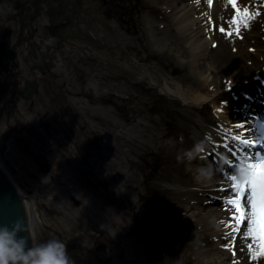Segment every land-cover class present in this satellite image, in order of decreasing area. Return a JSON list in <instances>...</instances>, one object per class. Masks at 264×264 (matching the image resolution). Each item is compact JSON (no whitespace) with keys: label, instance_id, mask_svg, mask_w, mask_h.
Segmentation results:
<instances>
[{"label":"rangeland","instance_id":"obj_1","mask_svg":"<svg viewBox=\"0 0 264 264\" xmlns=\"http://www.w3.org/2000/svg\"><path fill=\"white\" fill-rule=\"evenodd\" d=\"M8 1L0 0V15L4 10L10 18L16 13ZM100 1L90 0L125 44L123 58L129 53L140 64L156 65L207 100L203 107L183 106L147 82L96 68L93 59L89 66L86 55L70 51L64 69L55 73L61 76L55 84L67 93L66 102L57 98L54 86L43 93V104L18 108L20 123L0 157L30 207L33 246L57 239L78 264H264V256L252 257L257 248L244 236L246 224L232 236L204 239L225 227L205 230L207 219L235 212L225 203L232 195L227 177L235 173L220 175L211 169L210 180L195 179L198 168H211L197 130L220 125L242 139L264 135V123L250 125L227 103L238 83L264 61V0H236L241 12L259 13L247 28L241 24L240 35L229 27L236 13L228 0H211V5L208 0H182L190 6L186 12L180 10V0ZM6 24L10 28L11 20ZM90 34L104 45L109 42L102 31ZM195 44L206 45V61L214 70L235 67L238 79L229 87L214 82L207 88L197 69ZM117 51L110 55L116 57ZM211 100L224 105L221 115ZM6 117L0 94V145ZM28 127L29 132L23 131ZM223 139L232 140L230 135ZM197 145L195 159L177 161L178 154ZM211 241H218L216 247L202 248Z\"/></svg>","mask_w":264,"mask_h":264},{"label":"bare ground","instance_id":"obj_2","mask_svg":"<svg viewBox=\"0 0 264 264\" xmlns=\"http://www.w3.org/2000/svg\"><path fill=\"white\" fill-rule=\"evenodd\" d=\"M186 1V0H185ZM182 2L180 10H184L185 12L189 10V4ZM95 2H90L89 4H86L84 8L81 10L77 11V16H78V24L82 25L85 30L92 31L93 33H98L99 31H102L103 33L106 34V37L108 41L110 42V46H113L115 49H117V55L116 57H112L110 55V49H106L103 51H98L96 50L95 46L92 43H88L84 49L82 46L79 44L82 48V55H86L87 58L89 59V66L91 64V61L95 60L99 65L98 68L104 69L106 71H110L112 66H114L115 70H117L121 74H125L129 78H132L135 82H147L150 87L155 89L160 95H163L167 98L175 99L178 102H180L183 106H195V107H203V103L207 100L206 96L200 95L196 92H188L187 89L183 87L182 84H180L177 80L173 79L169 74L163 71V69L157 67L156 65H147V64H140L138 63L133 57L128 55L126 57H122L120 52H125L126 47L125 44L118 38L115 37L113 34L110 32L112 31V27L110 26L109 23H106L98 13L97 9L93 8L95 5ZM236 6H238L236 4ZM190 26L195 25V21H190ZM11 37L15 38V35H11ZM212 43L210 40L208 44ZM77 46V45H76ZM77 46V47H78ZM206 45H198L195 44L194 48V54H196V59H197V69L201 75L202 81H204L205 86L208 88H212L215 83L220 82L222 85V82L224 83L225 87H229L232 82L238 79V73H236V68H232L229 70L226 68L220 69L218 68L217 70H214L213 67L207 63L206 61ZM71 45H68V48H70ZM249 51H254V48H249ZM96 51V52H94ZM118 53H120L118 55ZM74 54H76L74 52ZM123 58V59H122ZM195 58V57H194ZM59 59V61H58ZM58 59L56 60L57 64V69L59 71H62L64 69L61 59L58 56ZM93 59V60H92ZM111 67V68H110ZM213 79L215 81H213ZM243 81V80H241ZM215 82V83H214ZM240 84V82L238 83ZM245 87L247 88H240V90H237L234 92V97L236 96L237 99L239 100V109L244 110L245 112H248L250 109V102H252L251 107H252V114L255 115L254 111L255 109L258 110L259 112H263L264 114V105L263 102L264 100H261V98L264 99V91L263 88L260 92L261 95L259 96L258 93H256V88H259L256 83L254 82H248L245 83ZM241 85V84H240ZM250 85V86H249ZM253 86V87H251ZM255 87V89H254ZM252 88V89H251ZM243 90L245 92H243ZM238 91V92H237ZM237 92V93H236ZM238 93H240L238 95ZM238 95V96H237ZM263 95V96H262ZM250 99V100H247ZM211 104L214 106V111L218 114L221 115L224 109V105H218L215 104L213 100L210 101ZM229 106L232 104L227 102ZM237 105V104H236ZM227 109V108H226ZM253 116V115H252ZM250 121V125H254L253 123L255 122L256 124L261 125V123H264L262 120H252L251 118H248ZM196 121L197 123H201V117L199 115H196ZM253 121V123H252ZM204 130H197L195 133L197 134V142H200L205 146L207 149H211V156L212 158V163H211V168L210 170H215L219 171L220 169L227 170L236 166V163L238 161V157H234L231 154V149L233 148V151H238L235 146L236 144L231 145V147H225V145H230L226 141L231 142L232 140H224L222 139V136L224 135H231V136H238V133L235 132L233 129L230 127L226 126H220L216 125L214 130L208 129L206 127H203ZM243 132H241L242 134ZM220 134V136H219ZM221 137V139H220ZM238 146V145H236ZM228 148V150H227ZM230 150V151H229ZM220 155L219 159L218 156ZM222 156V157H221ZM243 181V179H240ZM229 197V196H228ZM73 200V198H72ZM76 203V202H75ZM27 208L30 210V207L27 205ZM234 213V210L228 212L224 216H213L209 219L206 220V222L203 224V227L206 228L205 230H209L211 227H220L222 225L221 221H224L225 227L221 230L223 231L222 233H215V232H210V234H206L204 236V239L207 240L210 237L217 238L220 235L226 236L225 233L227 232H232L233 229L227 225L235 224V221L231 219L232 215ZM247 222L244 221L240 225V230L243 229L244 224ZM229 238V237H228ZM218 241H211V243H207L204 247H216ZM226 254V253H225ZM230 254V253H229ZM219 259V258H217ZM212 261H216V256L213 254L212 255Z\"/></svg>","mask_w":264,"mask_h":264},{"label":"snow or ice","instance_id":"obj_3","mask_svg":"<svg viewBox=\"0 0 264 264\" xmlns=\"http://www.w3.org/2000/svg\"><path fill=\"white\" fill-rule=\"evenodd\" d=\"M198 2V0H197ZM211 5V0H208ZM228 4L235 9V15L229 22L230 29L235 26V34L240 35L241 24L247 28L248 21L255 18L259 13L250 14L245 8L243 12L236 6V0H228ZM243 18V19H241ZM222 33L225 29H219ZM233 32L229 30L226 35L231 36ZM215 46V45H213ZM222 110V109H221ZM236 128H244V124L235 125ZM250 131V129H249ZM232 141L239 146V151H233L231 154L238 157L239 163L235 166L240 173H246L245 178L241 181L237 175L227 177L229 182V191L232 193L225 203L235 209L231 219L235 224L227 225L233 229L232 232L225 233L226 236H232L233 232L240 230L242 222L246 221L244 236L250 237L257 251L252 253L253 259L258 256H264V135L253 137L252 139H242L241 136H232ZM225 147H231L225 145ZM256 149L255 151H252ZM221 223H225L221 221ZM253 244H249L251 251ZM229 245H225L228 247ZM235 254V253H233Z\"/></svg>","mask_w":264,"mask_h":264},{"label":"water","instance_id":"obj_4","mask_svg":"<svg viewBox=\"0 0 264 264\" xmlns=\"http://www.w3.org/2000/svg\"><path fill=\"white\" fill-rule=\"evenodd\" d=\"M51 2H56L59 4L60 0H48ZM38 2L32 3L34 7V15L24 16L23 9L24 6L20 5L17 1H13L17 17L20 22V28L18 35L11 37V35H6L3 33L0 36V67L2 70L9 68V62L14 65L15 61L18 59H24L25 63H28V59L33 61V67L29 66L30 77H34L35 71L40 74H45L46 71L49 72L53 63H46L45 59L48 57L47 54H42L39 50L38 43L36 42L37 29L34 28L30 23L35 21L39 17L40 7H37ZM56 3V4H57ZM50 6V4H49ZM50 8V7H49ZM29 20V28L24 34V28L26 27L25 19ZM82 33V32H81ZM70 38L82 41L83 38L80 35H70ZM64 40V39H63ZM66 41V40H65ZM96 43V42H95ZM49 50V47H46ZM28 57V58H27ZM32 58V59H31ZM6 69V70H7ZM260 77L261 81L259 84H264V61L261 62L257 70H253L251 74L244 80V82H253L255 77ZM35 82L25 83V88L22 98L31 97L36 91L37 86ZM7 147V137L5 136L1 146H0V156H4ZM20 219L23 221L25 226V231L19 232L18 237H23L26 240V250L33 246L32 236L29 226L28 215L26 211L23 198L20 196L19 192L10 181L6 173L0 168V226L11 227L12 223ZM75 264V263H73Z\"/></svg>","mask_w":264,"mask_h":264},{"label":"flooded vegetation","instance_id":"obj_5","mask_svg":"<svg viewBox=\"0 0 264 264\" xmlns=\"http://www.w3.org/2000/svg\"><path fill=\"white\" fill-rule=\"evenodd\" d=\"M100 1V0H99ZM64 8H61V11L54 12L52 11V14L50 12L45 13V18L49 22L46 27L42 28V34H44L46 37H52V38H61L59 34L62 32H65V34L68 36L70 35L69 29L73 32V25L78 24V16L77 11L81 10L86 6V4L90 3V0H63L62 1ZM101 3V1H100ZM99 3V6H100ZM81 7V9H79ZM8 17L3 14L2 19L0 18V34L5 32L6 29V23H7ZM71 26V27H70ZM70 27V28H69ZM85 32L87 30L84 29ZM75 35L76 33L73 32ZM58 43V42H57ZM62 43V42H60ZM69 51H74L78 56H81L82 54V48L80 46L74 45L69 49ZM72 55H70L71 57ZM9 67V66H8ZM2 70L0 68V94L2 96H5V109L7 110V117H6V123L10 124L11 121H14L13 125L10 124V137L15 132V127L20 123V121L17 119L15 112L23 105H28V107L31 109L33 106L40 105L43 102V93L46 92V90L51 89L52 87H56L57 90V98L64 102H66L67 93L64 92V90L60 87H58L55 83L56 80H61V76L58 75L52 76L50 74H46L45 76L38 77L37 81V89L35 93L32 95V97L27 99L22 98V84L23 82H31L32 79H26L25 77V66L24 64L19 65H12L7 70ZM35 81V80H34ZM64 82V81H63ZM59 93V95H58ZM19 102V104H17ZM43 104V103H42ZM28 129L25 128L23 131Z\"/></svg>","mask_w":264,"mask_h":264},{"label":"clouds","instance_id":"obj_6","mask_svg":"<svg viewBox=\"0 0 264 264\" xmlns=\"http://www.w3.org/2000/svg\"><path fill=\"white\" fill-rule=\"evenodd\" d=\"M200 146H194L191 150H185L177 155V161L196 158ZM212 171L206 167H200L195 177L198 181H206L212 178ZM22 220H15L11 227L0 226V264H73L69 258L65 243L51 239L44 243L29 247L26 250V240L18 237V233L25 231Z\"/></svg>","mask_w":264,"mask_h":264}]
</instances>
